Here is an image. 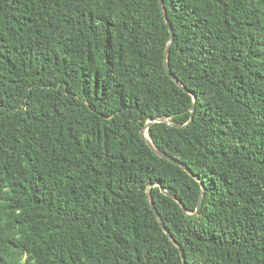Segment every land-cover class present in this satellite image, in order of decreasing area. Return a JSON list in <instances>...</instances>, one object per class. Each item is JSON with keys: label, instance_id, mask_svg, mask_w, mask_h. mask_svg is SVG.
<instances>
[{"label": "trees", "instance_id": "obj_1", "mask_svg": "<svg viewBox=\"0 0 264 264\" xmlns=\"http://www.w3.org/2000/svg\"><path fill=\"white\" fill-rule=\"evenodd\" d=\"M162 6L190 92L158 0H0V264H183L146 190L185 264H264V0Z\"/></svg>", "mask_w": 264, "mask_h": 264}, {"label": "water", "instance_id": "obj_2", "mask_svg": "<svg viewBox=\"0 0 264 264\" xmlns=\"http://www.w3.org/2000/svg\"><path fill=\"white\" fill-rule=\"evenodd\" d=\"M159 1V4L161 6V10H162V14H163V17H164V20L165 22L167 23L168 25V29H169V32H170V36H169V40L168 42L166 43V46L164 48V53H163V64H164V67L166 69V72L167 74L178 84L180 85L184 90H186L187 92H190L189 90H187L184 86H182L180 84V82L174 78V76L171 74L170 70H169V67H168V62H167V59H168V54H169V48H170V45H171V42H172V38H173V30H172V27L166 17V12L164 11V8L162 6V0H158ZM192 110H193V105L190 109V118L189 120L192 118ZM153 122H167V118L165 116H157L155 118H149L146 123L144 124L143 128L140 130L139 132V135L145 140V142L147 143V145L155 152V154L161 158H164V159H167V160H170L176 164H178L183 170H185L190 176H192L195 180H197L199 183H200V195H199V198H198V202H197V205H196V208H195V211L193 213H188L185 209V206L184 204L175 196V195H172L170 193H168L164 188L160 187V191L165 193L166 195H168L169 197H171L172 199H174L179 205L180 207L182 208L183 212L189 214V215H194L198 212L199 208H200V205H201V202H202V198H203V195H204V185H203V182L199 179V177L197 175H195L185 164L179 162L177 159L173 158L172 156L166 154L165 152L157 149L152 141L150 140L148 134L147 133V129L148 127L151 125V123ZM188 123V122H187ZM185 125V124H184ZM146 193H147V197H148V200H149V204H150V207L151 209L153 210L154 214L156 215V218L161 226V228L163 229V231L167 234V236L172 240V242L179 248V251H180V255H181V258H182V261H183V264H185V260H184V254H183V251L182 249L180 248V245L173 239V237L171 236L170 232L168 231V229L166 228V226L163 224L159 214L157 213L154 205L152 204L150 198H149V195H148V190H146Z\"/></svg>", "mask_w": 264, "mask_h": 264}, {"label": "bare ground", "instance_id": "obj_3", "mask_svg": "<svg viewBox=\"0 0 264 264\" xmlns=\"http://www.w3.org/2000/svg\"><path fill=\"white\" fill-rule=\"evenodd\" d=\"M147 134V133H146Z\"/></svg>", "mask_w": 264, "mask_h": 264}]
</instances>
